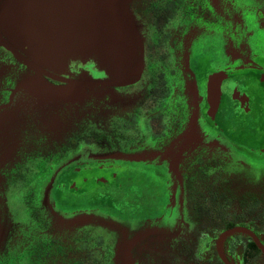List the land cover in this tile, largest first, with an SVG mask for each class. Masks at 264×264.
Instances as JSON below:
<instances>
[{"label": "flooded vegetation", "instance_id": "flooded-vegetation-1", "mask_svg": "<svg viewBox=\"0 0 264 264\" xmlns=\"http://www.w3.org/2000/svg\"><path fill=\"white\" fill-rule=\"evenodd\" d=\"M133 4L136 83L103 87L92 72L71 101L31 92L102 113L59 135L23 132L27 149L7 170L27 214L13 264H264V0ZM0 55L1 78L24 71L0 90L2 143L36 74Z\"/></svg>", "mask_w": 264, "mask_h": 264}, {"label": "water", "instance_id": "water-1", "mask_svg": "<svg viewBox=\"0 0 264 264\" xmlns=\"http://www.w3.org/2000/svg\"><path fill=\"white\" fill-rule=\"evenodd\" d=\"M131 1L0 0V46L36 74L20 87L71 101L80 87L89 85L92 72L104 77L103 87L136 83L144 66L143 43ZM39 76L68 88L46 87ZM53 215L67 224L89 218Z\"/></svg>", "mask_w": 264, "mask_h": 264}, {"label": "rangeland", "instance_id": "rangeland-1", "mask_svg": "<svg viewBox=\"0 0 264 264\" xmlns=\"http://www.w3.org/2000/svg\"><path fill=\"white\" fill-rule=\"evenodd\" d=\"M133 5L139 7L141 0H134ZM6 60L0 55V66H7L5 65L7 64ZM6 69L5 75L0 77V90L3 87H11L17 79L24 76V71L17 66L12 65ZM0 94H2L1 91ZM17 99L18 107L11 112L19 119L9 124L5 129L9 142L0 143V264H13L15 253L22 252L23 239L20 237L19 231L27 220L26 211L24 212L22 208L25 194L23 192L18 194L14 189L8 190L7 170L8 166L15 161L17 153H22L27 149L24 147L26 141L23 139V132H35L36 134L56 132L59 135L61 129L69 130L71 126L82 121V118H97L102 113L99 108L88 106L89 103L86 102L82 111L72 104L62 105L54 101L51 103L42 102L39 100L42 98L34 96L28 90H22ZM26 264H29V261L26 260ZM31 264L34 262L31 261ZM40 264L45 263L40 262Z\"/></svg>", "mask_w": 264, "mask_h": 264}]
</instances>
